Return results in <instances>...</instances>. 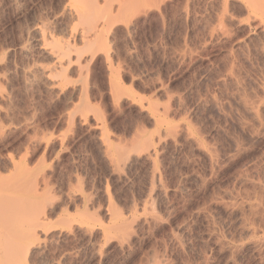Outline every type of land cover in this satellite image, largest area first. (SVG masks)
<instances>
[{"label":"rangeland","instance_id":"rangeland-1","mask_svg":"<svg viewBox=\"0 0 264 264\" xmlns=\"http://www.w3.org/2000/svg\"><path fill=\"white\" fill-rule=\"evenodd\" d=\"M263 42L242 0H0V264H264Z\"/></svg>","mask_w":264,"mask_h":264},{"label":"bare ground","instance_id":"bare-ground-1","mask_svg":"<svg viewBox=\"0 0 264 264\" xmlns=\"http://www.w3.org/2000/svg\"><path fill=\"white\" fill-rule=\"evenodd\" d=\"M244 5L246 6V8L248 9V11L250 12V14H252L256 19H258L263 25H264V0H242ZM95 29V28H94ZM98 29V28H96ZM97 33V32H95ZM44 37V36H43ZM94 37V36H93ZM91 41V40H90ZM93 41V40H92ZM264 43V42H263ZM70 44L69 43H63V44H59L57 47H54L53 48V53L56 55V57L59 59V60H63V59H67L68 57V62L70 61V57L69 56V52L70 50H72V48H70ZM262 49V55L264 56V45L261 47ZM72 60V58H71ZM66 62V60H65ZM64 64V62H63ZM61 63V65H63ZM45 73V71H44ZM233 77V76H232ZM264 88V86H263ZM252 109V108H250ZM254 110V109H253ZM256 112V111H255ZM252 113V112H251ZM172 130V129H171ZM173 131V130H172ZM189 132V131H188ZM192 138V137H191ZM192 140V139H191ZM194 141V140H193ZM197 141V140H196ZM195 141V142H196ZM197 144V143H196ZM195 144V145H196ZM202 144V143H201ZM202 146V145H201ZM204 151V150H203ZM212 151V150H211ZM3 201V200H2ZM3 203L4 202H1L0 200V215H3L4 211H3ZM8 203V202H7ZM5 203V204H7ZM18 203V202H17ZM4 204V206H6ZM13 204V203H12ZM16 204V203H14ZM8 205V204H7ZM16 206V205H15ZM7 207V206H6ZM13 207V206H12ZM9 208V207H8ZM17 208V207H16ZM7 209V208H6ZM11 210V208H9ZM13 209V208H12ZM9 210V211H10ZM8 211V212H9ZM12 211V210H11ZM17 212V210H14ZM7 212V211H6ZM15 212V214H16ZM11 214V212L9 213ZM8 216V214H7ZM3 218L5 217L4 215L2 216ZM3 220V219H2ZM1 222V221H0Z\"/></svg>","mask_w":264,"mask_h":264}]
</instances>
